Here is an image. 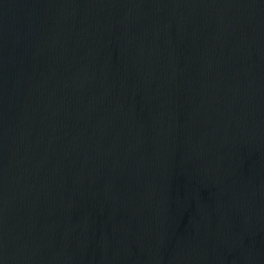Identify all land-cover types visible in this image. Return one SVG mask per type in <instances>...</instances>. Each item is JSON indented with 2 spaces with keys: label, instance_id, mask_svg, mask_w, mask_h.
Here are the masks:
<instances>
[{
  "label": "water",
  "instance_id": "obj_1",
  "mask_svg": "<svg viewBox=\"0 0 264 264\" xmlns=\"http://www.w3.org/2000/svg\"><path fill=\"white\" fill-rule=\"evenodd\" d=\"M0 264H264V0H0Z\"/></svg>",
  "mask_w": 264,
  "mask_h": 264
}]
</instances>
